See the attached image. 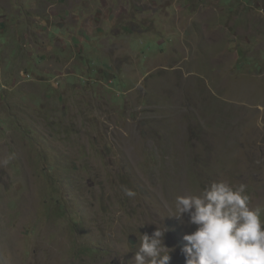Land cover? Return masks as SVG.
I'll return each mask as SVG.
<instances>
[{
    "label": "rangeland",
    "instance_id": "374dc122",
    "mask_svg": "<svg viewBox=\"0 0 264 264\" xmlns=\"http://www.w3.org/2000/svg\"><path fill=\"white\" fill-rule=\"evenodd\" d=\"M220 180L264 220V0H0V264H185Z\"/></svg>",
    "mask_w": 264,
    "mask_h": 264
},
{
    "label": "clouds",
    "instance_id": "9594fccd",
    "mask_svg": "<svg viewBox=\"0 0 264 264\" xmlns=\"http://www.w3.org/2000/svg\"><path fill=\"white\" fill-rule=\"evenodd\" d=\"M174 207L175 214L169 216L183 224L186 215V223L195 226L183 236L185 264H264L262 209L249 207L246 185L214 181L199 193L177 196ZM166 231L156 227L151 235H140L139 246L128 250L135 248L133 264H169L172 250L163 244Z\"/></svg>",
    "mask_w": 264,
    "mask_h": 264
},
{
    "label": "water",
    "instance_id": "95a60500",
    "mask_svg": "<svg viewBox=\"0 0 264 264\" xmlns=\"http://www.w3.org/2000/svg\"><path fill=\"white\" fill-rule=\"evenodd\" d=\"M128 239L131 243H134L135 242V237L133 235H129L128 236Z\"/></svg>",
    "mask_w": 264,
    "mask_h": 264
}]
</instances>
